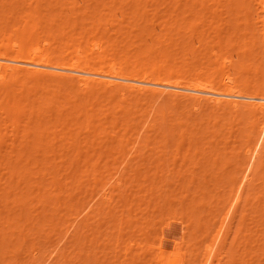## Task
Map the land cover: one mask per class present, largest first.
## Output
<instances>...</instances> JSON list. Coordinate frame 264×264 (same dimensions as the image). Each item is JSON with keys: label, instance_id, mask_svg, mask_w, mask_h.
Instances as JSON below:
<instances>
[{"label": "rangeland", "instance_id": "1", "mask_svg": "<svg viewBox=\"0 0 264 264\" xmlns=\"http://www.w3.org/2000/svg\"><path fill=\"white\" fill-rule=\"evenodd\" d=\"M262 20L264 0H0V51L259 89ZM26 82L0 69V264H264V120Z\"/></svg>", "mask_w": 264, "mask_h": 264}, {"label": "bare ground", "instance_id": "2", "mask_svg": "<svg viewBox=\"0 0 264 264\" xmlns=\"http://www.w3.org/2000/svg\"><path fill=\"white\" fill-rule=\"evenodd\" d=\"M219 34H221V32ZM27 39L31 41L32 35H27ZM29 52H31L30 57L25 58L20 54H12L11 52L0 51V69L4 68V71H6L7 74L9 73L12 83L27 80V82L30 81L29 83H32L33 86H37V88L40 89L55 86L60 90H65V88L67 87H75L80 91L79 93L81 95L80 97L78 95L79 93L77 94L79 96V104L84 107H86V105L88 106L89 104L92 105L91 111H95V106L97 105V102L95 101L98 97L113 100L116 97H121L123 99V97H125L127 93L131 95H135L137 93L136 96H138L139 93V97H143V95L151 93V95L157 94L158 98L160 96H168L170 99V97L172 96L173 103L176 102L174 101L175 99L182 100L183 102L184 100L192 99L195 100L196 104L194 105L196 108H198L200 104L203 105L202 103H205L207 107L209 105L214 109L216 108L217 111L219 109H223V111H225L226 109L227 112H229L228 110H230L231 113L232 111H239L241 109V106H243L244 108H242L244 110L245 108L247 109V111L245 110L246 114L249 113V115L256 117L255 120L257 122H259L260 120H264V88L252 89L253 87H251L250 84H244L243 86H240L236 84L229 75L226 74V71L221 74H225V76H221L222 78H220L221 80L219 81V84L217 86L213 84L207 86H193L190 84H180L178 82H168L164 77H161V75L159 76V74H155L154 72L145 71L142 73L139 70L133 72H125V70L116 68L114 66H112L108 72H103L102 70L92 68L89 62H86L84 64L75 63L67 66L63 62L57 61L56 57L45 56L39 52L38 54L34 53L33 51ZM6 86L3 85L2 89L3 87L7 89ZM2 89H0V97L2 95L5 96L3 97V99L6 100L7 103H9V93H7L5 89ZM128 97H130V95ZM14 98L15 96H13V100L15 102ZM134 99L137 98L135 97ZM93 100V103H95L96 105L92 103ZM124 101H127V99ZM79 104H74V107H78ZM99 105L100 104L98 103V107L101 106ZM65 109L67 108H64L62 110ZM124 109L119 108L120 111H123ZM243 109L242 111H244ZM240 112H238V114ZM120 113L118 111L115 114H117V116L123 114ZM240 115L241 113L237 116ZM103 117H105V115ZM88 118L89 117H87V119ZM105 120L104 123H107L108 121ZM117 123L118 118L116 117L112 120L111 124L117 125ZM126 134H124V136ZM259 138L260 137L258 136L256 141ZM220 229L218 230V235L216 234L217 236H215L217 238H219V232H221ZM211 247H213V243L210 248ZM210 251H212V249H210ZM208 257L209 256H207V258Z\"/></svg>", "mask_w": 264, "mask_h": 264}]
</instances>
